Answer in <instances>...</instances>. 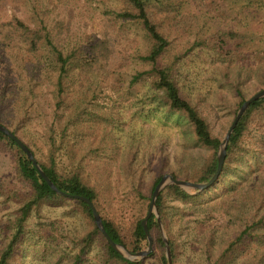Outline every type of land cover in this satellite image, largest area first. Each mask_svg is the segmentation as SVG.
I'll use <instances>...</instances> for the list:
<instances>
[{"label":"trees","instance_id":"obj_1","mask_svg":"<svg viewBox=\"0 0 264 264\" xmlns=\"http://www.w3.org/2000/svg\"><path fill=\"white\" fill-rule=\"evenodd\" d=\"M117 1L121 6L110 20V30L121 55L118 67L135 58L139 67L131 84L148 79L150 103L183 120L186 144L200 145L207 151L198 162L187 150L183 171L170 174L178 179L206 182L215 173L222 138L212 131L199 100L183 84V62L196 53L209 58L214 70L222 75L220 85L231 88L237 98L234 115L247 99L241 87L246 78L254 73L264 88V33L252 29L254 18L250 12L231 13L226 8L227 0ZM259 5L264 7V0ZM128 25L136 27L137 34ZM56 38L42 19L30 23L13 15L0 21V124L29 147L58 188L84 195L94 203L106 232L115 242L132 252L143 250L148 241L141 221L156 184L165 174L163 163L154 168L147 184L143 171L127 167L125 178L129 182L123 191L126 190L125 199L134 211L128 218L117 216L115 202H120L122 208L125 201L108 164L109 154L117 145L114 114L108 105L120 94L119 86L108 83L116 72V66L111 67L108 61L112 41L108 36L86 33L65 46ZM241 66L249 69L236 73ZM38 127L40 137L33 136ZM253 127H264V97L252 102L238 121L227 144L224 167L214 184L223 181L225 169L233 161L242 159ZM0 149L12 154L21 183L20 188H12L0 180V208L14 207L0 221V264H11L26 239L48 246L54 264H141L148 259L155 264H169L155 214L147 221L153 237L152 251L143 260H128L107 242L90 206L57 194L18 143L2 131ZM204 192L192 193L168 185L156 200L172 264H177L179 258L172 234L175 220L202 212L207 213L209 220L198 223L210 225L211 236L202 245L208 264H264V173H258L239 189H231L228 200H214L236 221L230 235L227 229L221 232L219 243L213 239L212 210L202 209L207 203ZM169 200H178L181 205L173 207ZM47 205L67 208L58 217L43 222L42 208ZM210 208L216 210L215 205ZM74 217L79 218L81 229L72 227L70 219Z\"/></svg>","mask_w":264,"mask_h":264},{"label":"rangeland","instance_id":"obj_2","mask_svg":"<svg viewBox=\"0 0 264 264\" xmlns=\"http://www.w3.org/2000/svg\"><path fill=\"white\" fill-rule=\"evenodd\" d=\"M259 1L227 0L226 8L234 14L242 15L250 12L254 18L252 29L260 34L264 33V7L259 5ZM120 6L117 0H0V21L10 19L13 15L30 23L40 22L42 19L57 35V41L65 46L86 33H95L99 37L108 36L111 39L108 61L111 67L116 66V72L109 78L108 83L119 86L120 94L113 97L112 103L108 105L114 114L113 129L117 144L112 148L113 150L111 149L109 154L111 159L108 164L114 171L113 181L120 189L119 195L125 201L122 208L119 206L120 202H115L117 216L128 218L133 213L134 207L127 203L124 196L126 190L123 191V187L129 182L125 178L127 167L143 171L144 183L147 184L151 182L157 165L163 163L162 169L165 174H170L172 171L181 172L187 163L183 161L187 150L198 162L205 158L207 151L200 145L186 144L184 140L186 125L183 120L169 115L162 107L150 103L151 90L148 79L143 78L131 84V77L139 67L135 58H130L124 67H118L121 55L113 43L114 35L110 30V20L115 18V11L119 10ZM128 26L134 34H137L136 27ZM251 66V68L255 67ZM248 69L249 66H241L240 71L236 69L235 72L245 73ZM233 74L231 73L230 76L232 77ZM221 78L222 75L214 70L209 58L203 53H196L185 58L183 62L181 78L183 84L191 95L199 100L201 109L210 121L212 131L223 138L234 118L232 109L237 98L231 88L220 85ZM241 87L248 98L263 89V83L252 73L242 82ZM103 97L107 100L106 96ZM39 131V127L33 130L37 134L33 136L40 137ZM252 131V136L248 139L249 143H246L248 148L243 153L242 159L233 161L231 167L225 169V180L202 191H188L192 193L205 191L203 194L207 203L202 209L212 210L210 215H214L212 221L215 223L213 239L217 242L221 239L222 231L227 229V235L233 232L236 221L214 200L217 203L228 200L231 189H239L258 173H264V127L261 129L253 127ZM35 140L42 143L39 139ZM0 180L9 187H21L12 154L3 149H0ZM169 204L173 207L181 205L178 200H169ZM214 205L216 210L210 208ZM12 206L0 208V221L11 213L14 208ZM66 208V205L44 206L43 222L58 217ZM202 220H209L207 213L189 214L175 220L172 234L179 251L177 264H208L202 245L204 240L211 236L208 232L210 225L199 224L198 221ZM70 221L72 227L78 226L81 229L79 218L74 217ZM223 225L225 229H222ZM164 233L166 235L165 230ZM218 243L214 246L216 250L220 248ZM11 264H54L53 252L37 240L26 239L19 246ZM141 264L155 263L152 259H148Z\"/></svg>","mask_w":264,"mask_h":264},{"label":"water","instance_id":"obj_3","mask_svg":"<svg viewBox=\"0 0 264 264\" xmlns=\"http://www.w3.org/2000/svg\"><path fill=\"white\" fill-rule=\"evenodd\" d=\"M264 97V88L257 91L256 93H254L253 95H251L250 97H248L241 105L240 107L237 109L236 114L232 120V123L230 124L227 132L225 133V135L222 138L221 143L219 144L218 147V151H217V167L215 170V173L212 175V177L206 181V182H193V181H189V180H185V179H178L175 178L172 174H164L161 179L159 180V182L156 184L152 195H151V199L148 205V209H147V213L144 216V218L141 221V224L143 226V229L146 233L147 236V241H148V245L145 249L137 251V252H132L130 251L124 244L122 243H117L115 242L110 236L109 234L106 232L105 227L103 225V221L101 218V215L99 214L97 208L95 207L94 203L86 196L84 195H79V194H69L66 193L64 191H62L60 188H58L56 186V184L50 179V177L45 173V171L42 169V167L40 166V164L37 162L34 154L32 153V151L29 149V147L23 143L19 138H17L8 128H6L5 126L0 124V131L4 132L5 134L9 135L10 137H12L17 143L18 145L21 147V149L26 153V155L28 156V158L32 161V163L34 164V166L36 167V169L38 170V172L40 173V175L42 176V178L48 183V185L57 193L60 194L62 196H66L69 198H74V199H78V200H82L84 202H86L91 210H92V214H93V218L94 221L97 225V227L99 228V230L102 232V234L104 235V237L106 238L107 242L110 244V246L116 250L119 254H121L124 258L134 261V260H138V259H143L145 258L153 249V237L150 234L149 230H148V225H147V221L149 219V217L153 214L156 215V217L158 218V222L160 225V229L163 233V239L165 242V249H166V257L168 260L169 264H172V258H171V252H170V247L168 244V239L164 233L163 230V226L162 223L160 221L159 215H158V210H157V205H156V200L159 196V194L161 193V191L167 187L168 185H177L182 189H185L187 191L189 190H196V191H202L208 187H210L212 184H214L216 182V180L218 179L223 165H224V161H225V157H226V148H227V144L229 141V138L232 134V132L234 131L238 121L240 120V118L242 117V115L244 114L245 110L248 108V106L258 100Z\"/></svg>","mask_w":264,"mask_h":264}]
</instances>
